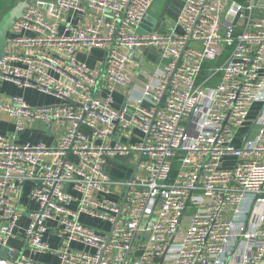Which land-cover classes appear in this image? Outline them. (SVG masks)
<instances>
[{
	"label": "built area",
	"instance_id": "2783aa9c",
	"mask_svg": "<svg viewBox=\"0 0 264 264\" xmlns=\"http://www.w3.org/2000/svg\"><path fill=\"white\" fill-rule=\"evenodd\" d=\"M155 1L37 0L12 25L9 44L28 51L6 47L0 79L62 102L34 107L17 95L0 110L17 132L38 120L65 127L54 146L0 135V251L17 254L0 264H264V0H181L171 32L140 34ZM64 10L96 11V22H60ZM150 46L167 62L118 109L116 91L132 83L125 66ZM78 47H105L103 64L80 61ZM130 154L139 171L113 178L107 159ZM29 180L38 208L26 212L10 196ZM119 185L126 195L114 203L104 194ZM26 213L24 251H55L60 262L11 247ZM82 213L111 230L84 224Z\"/></svg>",
	"mask_w": 264,
	"mask_h": 264
},
{
	"label": "crops",
	"instance_id": "0c3cea01",
	"mask_svg": "<svg viewBox=\"0 0 264 264\" xmlns=\"http://www.w3.org/2000/svg\"><path fill=\"white\" fill-rule=\"evenodd\" d=\"M20 0H12V5L14 6ZM55 1V0H48ZM182 6L181 0H156L152 5L150 11L147 14L149 16V22L154 24L153 30L147 32L145 28L139 32L140 25L137 27L136 31L140 34L144 33H169L176 24L179 11ZM4 15H0V21ZM97 12H74L72 10H64L60 13V22H73L79 26L86 24L92 25L96 22ZM155 20V22H153ZM147 28L149 26L145 25ZM10 33V32H9ZM9 37V35H8ZM10 50L17 53H25L28 51L27 48L17 47L14 48L11 44L6 45ZM107 50L103 48H94L88 50L86 48L78 47L76 48V54L80 61L85 62L91 67H100L106 57ZM10 64L14 66L24 65L18 61H9ZM167 62L166 59L161 58L160 50L156 46L144 47L136 52L134 57V62L128 63L125 66V72L132 77V83L128 88H119L114 95V105L118 109H122L127 100L129 90H136L138 93L139 88L143 87L147 83L153 82L154 75L158 73L163 65ZM23 97L27 103L31 106H43L61 103L62 101L50 94L43 93L34 87H21L9 80L0 79V102L4 104H10L13 96ZM145 106H149L148 101L144 102ZM252 117L256 116L259 105H254ZM17 119L11 116L6 111L0 110V135L6 136L8 139L14 140L20 144H43L46 146H54L61 139V135L64 130V124L54 123L50 124L43 121H35L31 123L22 132H17L16 130ZM87 133H92L91 129L83 128ZM136 135L139 137L135 138L136 141L140 138V132L136 130ZM117 135H115V138ZM110 140V139H109ZM71 159L78 161L76 156H71ZM229 161L232 158H228ZM225 159L226 163L228 162ZM137 159L133 154L126 156H112L107 159L105 169L106 171L116 179L124 180L135 175L139 171L137 167ZM232 163V161H231ZM34 186L32 181L25 182L23 188L18 194L10 196L13 204L19 205L25 208L26 212L38 208V204L31 199V191ZM75 197H79L80 194L75 192L71 186L66 187ZM126 195V189L123 186H115L114 192L109 194H104L105 197L109 198L114 203H118L124 200ZM98 197H102L103 194H98ZM73 208H77L78 204L75 201L72 205ZM80 220L84 224H87L93 228L98 229L101 232H108L111 230V224L109 221L102 220L97 217H93L89 214L82 213L80 215ZM30 221V216L28 213L19 221V226L17 228L18 238L11 241V247L17 250V252H23L27 256L33 257L35 260L58 263L60 262V257L58 252H51L46 254H33L31 250L27 249L24 251V241H23V230L28 225ZM46 241H48L54 249H59L61 246V240L53 234V232H47L45 235ZM72 249L75 250H86V246L79 242H73L71 245ZM140 251L137 252V254Z\"/></svg>",
	"mask_w": 264,
	"mask_h": 264
},
{
	"label": "water",
	"instance_id": "95a60500",
	"mask_svg": "<svg viewBox=\"0 0 264 264\" xmlns=\"http://www.w3.org/2000/svg\"><path fill=\"white\" fill-rule=\"evenodd\" d=\"M35 3H37V0H20L19 2H17V4L14 5L13 9H11L7 14H5L2 17L0 22H6V26L0 23V62L5 55V48L6 45L8 44V35L12 25L16 20H18V18L22 15V13L26 8H28L30 5ZM148 18L149 16L147 17L146 15L139 24L141 26L139 32H141L143 28H145L147 32L153 30L154 24L152 22H149ZM153 22H155V20H153ZM9 23L11 26L8 27ZM146 24L149 26V28L145 26ZM8 28L10 29L8 30ZM137 167H138V163H137ZM9 254L12 255L13 259H16L17 254L10 253L8 248H2L0 251V257L2 258H6Z\"/></svg>",
	"mask_w": 264,
	"mask_h": 264
},
{
	"label": "rangeland",
	"instance_id": "374dc122",
	"mask_svg": "<svg viewBox=\"0 0 264 264\" xmlns=\"http://www.w3.org/2000/svg\"><path fill=\"white\" fill-rule=\"evenodd\" d=\"M13 5H12V0H0V15H5L7 14L11 9H13ZM2 23V25L6 26V22H0ZM11 26L10 23L8 25V27ZM10 28H8L9 30ZM257 105V104H256ZM255 108L253 109L252 113L254 112ZM251 113V116H252Z\"/></svg>",
	"mask_w": 264,
	"mask_h": 264
}]
</instances>
